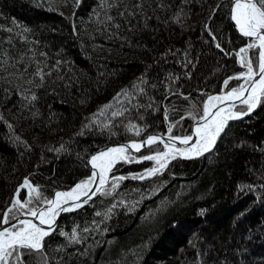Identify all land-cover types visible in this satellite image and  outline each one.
Here are the masks:
<instances>
[{"label": "trees", "instance_id": "obj_1", "mask_svg": "<svg viewBox=\"0 0 264 264\" xmlns=\"http://www.w3.org/2000/svg\"><path fill=\"white\" fill-rule=\"evenodd\" d=\"M248 42L230 0H0V214L25 178L37 189L28 207H40L37 194L52 198L90 177L87 160L102 147L188 135L208 96L245 83L234 77L247 73L237 52ZM247 58L257 61L258 49ZM141 77L143 92L132 88ZM123 89L132 96L117 104ZM161 151L118 160L111 194L63 215L46 238L48 264H264V96L209 154L169 158L134 179L158 167L135 162ZM73 229L80 243L69 242Z\"/></svg>", "mask_w": 264, "mask_h": 264}, {"label": "snow or ice", "instance_id": "obj_2", "mask_svg": "<svg viewBox=\"0 0 264 264\" xmlns=\"http://www.w3.org/2000/svg\"><path fill=\"white\" fill-rule=\"evenodd\" d=\"M218 7L219 5L216 6V8ZM216 8L212 10L213 15ZM109 19L111 20V17H109ZM230 19L234 21L240 35L248 38L250 41L247 43L246 47H241L237 52V55L241 56L242 66L247 68V73L244 74L243 77H234L236 79L243 78L245 83L241 84L237 89H232L227 93V96L209 97V103L204 104L203 115L200 118L203 123L198 124L193 133L196 137L195 142L192 143L190 147L178 149L175 143H167L162 138L148 136L141 143L133 142L127 146L107 148L91 157L90 163L94 169L92 175L75 185L70 191L55 192L54 198H46L37 194L35 199L42 202L45 207H28L33 204V193H36L37 189L25 178L23 183L17 187L10 201V206L0 214V216H2V218H0V264H30L29 257H32L34 253L40 258L37 260V264H48L47 257L44 255V242L45 237L49 236L51 232L54 231L52 226L55 224L56 217L61 212H69L86 204L88 202L87 199L82 202L78 201L81 200V196H88L89 192H91L92 195H95L97 192L105 195L111 194V191L105 192L103 190L104 185L107 183L106 177L118 160L129 159L127 155L128 148L139 151L142 145L150 146L158 142L164 143L166 151L142 157L144 160H154L158 164V167H153L148 169L144 174L133 177L134 179H145L153 176L160 169L166 167L168 159H176L177 154L181 157L191 158V156H186V153L199 156L210 151L224 131L229 119H238L253 110L259 98L264 96V0H230ZM209 34L211 35V33ZM217 47L219 48L220 45L217 44ZM250 49H258L257 61L251 58L245 59ZM254 67L258 68L260 77L258 81L254 79L256 75ZM22 71L27 72L28 70L25 68ZM35 75L40 76V79L43 80L45 74H42V71L38 70ZM28 82L32 83V81ZM146 83L147 81L141 77L139 83H133L132 88L143 92L141 85ZM227 83L228 81L226 80L225 84ZM246 85H250V88L246 87ZM245 92H247L248 95L242 100V103L247 105L246 112L227 113L223 116H221V112H224V109H218L215 113L210 112L212 100L223 101L232 98L240 99L244 96ZM121 95L130 97L132 96V92H130L129 89H123L121 93H117L116 96L113 97V101L117 104L121 103ZM31 99L35 100L36 96L33 95ZM113 107V103L106 104L100 109L99 114L103 115ZM122 114L120 110L112 112L113 117ZM181 119H183V117H181ZM95 122V120H92V123ZM9 127H11V125H9ZM88 127V124L83 125V128ZM131 129H136V126L130 125V130ZM140 131V129H136V134L139 135ZM169 132H171V127L169 128ZM192 138V135L169 137L170 140H178L184 145H189ZM62 148L63 145L61 146V149ZM61 149H55V151H60ZM97 169L98 171H96ZM114 179L120 181L125 179V177H114ZM97 180L98 185L96 189L93 190L91 185L96 183ZM116 187H118L117 183L111 185L112 190ZM22 188L28 189V199H23L21 197ZM88 199H91V196H88ZM113 207H115V205H113ZM24 215L38 220L40 225H47V230L38 226L32 219H19L20 216ZM97 215H100V213H97ZM4 225L10 226L3 227ZM87 230L88 229H85V231ZM60 235L68 237V234L63 231L60 232ZM68 238L70 243H80L75 229H73L71 236Z\"/></svg>", "mask_w": 264, "mask_h": 264}, {"label": "water", "instance_id": "obj_3", "mask_svg": "<svg viewBox=\"0 0 264 264\" xmlns=\"http://www.w3.org/2000/svg\"><path fill=\"white\" fill-rule=\"evenodd\" d=\"M230 20H231V19H230ZM231 23H232V20H231ZM232 25H233V24H232ZM233 27H234V26H233ZM234 29H235V28H234ZM235 31L240 35V33H239L236 29H235ZM240 36H241V35H240ZM241 37L244 38V39L249 40L248 38H245V37H243V36H241ZM254 79L257 80V81L260 79V77H259V72H258V71H257V73H256V75H255V77H254ZM246 87H249V88H250V85H246ZM220 93H221V92H220ZM218 94H219V93H218ZM214 95H215V94L208 96V97L205 99L204 104H205L206 100H207L209 97H212V96H214ZM247 95H248V93L245 92V93H244V96H242L240 99H236V100H234V101H227V102L219 103V104L216 105L215 107L210 108V112L215 113L218 109H227L228 107H234V108H235V107H237V106L243 104V103H242V100H243L244 98H246ZM258 101H259V100H258ZM258 101H257V103H258ZM257 103H256V104H257ZM204 104H203V107H204ZM203 107H202V113H201V116L203 115ZM242 117H243V116H241V117L238 118V119H229V120L227 121V123H226V126H227L230 122H232V121H236V120H239V119H241ZM200 118H201V117H200ZM200 118H199V119H198V120L192 125V127H191V129H190L188 135H192L193 138H192V141L189 142V145H185V148L190 147L191 144L195 142L196 137L193 135L194 130H195V128L198 126V124L203 123V121H202ZM149 136H156V137H158V138H162L164 141H166V139H167V140H170V139H169L170 136H168L167 134H164V135H156V134H152V135H149ZM147 137H148V136H147ZM147 137H146V138H147ZM146 138H144L143 140H145ZM143 140H142V141H143ZM142 141H141V142H142ZM172 141H176V140H172ZM177 141H178V140H177ZM217 141H218V139H217ZM217 141H216V143H217ZM141 142H140V143H141ZM216 143H215V145L212 147V149H211L210 151L205 152L203 155L194 156V155H192L191 153H186V156H191V158H185V157H181L179 154H177V158H176V159L183 160V161H187V160H192V159H195V158H198V157H201V156H205V155L209 154L211 151H213V149H214L215 146H216ZM130 144H131V143H121V142H119V143H113V144H110V145H108V146L102 147V148H100L99 150H97L96 152H94V153L89 157V159L87 160V165H88V167H89V169H90L91 175H92V172L94 171V169L92 168V165H91V163H90L91 157H92L93 155H97V154H99L101 151H103V150H105V149H107V148H114V147L127 146V145H130ZM157 144L162 145V146H163V151H166V149L164 148V144H163V143H159V142H158V143L153 144V145H157ZM153 145H150V146L142 145V147L140 148L139 151H136V150H133V151H132V150H130V148H128V149H127V152H128L130 155H137V154H140L142 151H144L145 149H147V148H149V147H151V146H153ZM185 148H184V149H185ZM178 149H182V147H181V148L178 147ZM161 152H162V151H161ZM155 154H156V153H155ZM155 154H151V155H155ZM172 160H175V159H172ZM120 161H123V162H125V163H129V161L124 160V159H121ZM147 161H149V160H144V159H143V160H141V161H139V162H135V163L140 164V163H142V162H147ZM168 163H169V161L167 162V164H168ZM131 164H134V163H131ZM106 180H107V183L104 185V189H105V187L107 186V184H108V182H109V176L106 178ZM97 185H98V180H97L96 183H94V184L91 185V188H92L93 190H95L96 187H97ZM104 189H103V190H104ZM57 192H58V191H57ZM59 192H66V191H59ZM54 194H55V193H54ZM54 194H53L52 198L54 197ZM100 194H101L100 192H97L95 195H92V193L89 192V193H88V196H91V199H88V196H81V200L78 201V202H82L83 200L87 199L88 202H87L86 204H83L81 207H79V208H75L74 210L69 211V212H61V213L56 217L55 224L52 226L53 229H54V231H55V229H56V227H57V225H58V223H59L60 218H61L63 215H65V214H67V213H71V212L77 211V210H79V209L85 207L86 205H88L93 199H95V198H96L97 196H99ZM70 203H71V202H70ZM44 206H45V205L43 204V205L40 206V207H44ZM19 219H32V218H31L30 216L24 215V216H20ZM32 220H33L34 223H36L37 225H39V222H38V221H36V220H34V219H32ZM14 223H15V221H14ZM9 226H10V225H4L3 227H9ZM46 230H47V228H46ZM54 231H52L51 234H52ZM47 237H48V236H47ZM47 237H45V240H46Z\"/></svg>", "mask_w": 264, "mask_h": 264}, {"label": "bare ground", "instance_id": "obj_4", "mask_svg": "<svg viewBox=\"0 0 264 264\" xmlns=\"http://www.w3.org/2000/svg\"><path fill=\"white\" fill-rule=\"evenodd\" d=\"M232 24H233V26H234V28L238 31V29L236 28V26H235V23H234V21H232ZM239 32V31H238ZM238 59H239V61H240V63H241V57L239 56L238 57ZM216 96H227V93H224V92H221V93H219V94H215L214 96H212V97H216ZM234 100H236L235 98H232V99H226V100H223V101H219V100H212V101H215V104L214 105H211V107L210 108H212V107H215L216 105H218L219 103H222V102H227V101H234ZM211 101V102H212ZM205 103H209V98L206 100V102ZM232 107H228L227 109H224V112H221V116H223V115H225V114H227L229 111H230V109H231ZM209 119H210V117H209ZM165 142H167V143H175V145H176V147H182V149H184L185 148V145L184 144H181L179 141H172V140H167L166 139V141ZM164 144V143H163ZM130 150H134V149H131L130 148ZM115 166V165H114ZM113 166V167H114ZM96 171H98V169L96 170ZM108 176H110V172L108 173V175H107V177ZM106 177V178H107ZM54 198V197H53ZM45 207V206H44ZM32 218V217H31ZM32 219H34V218H32ZM34 220H36V219H34ZM36 221H38V220H36ZM39 222V221H38ZM38 226H40V227H42V228H47L48 226L47 225H38Z\"/></svg>", "mask_w": 264, "mask_h": 264}, {"label": "rangeland", "instance_id": "obj_5", "mask_svg": "<svg viewBox=\"0 0 264 264\" xmlns=\"http://www.w3.org/2000/svg\"><path fill=\"white\" fill-rule=\"evenodd\" d=\"M214 104H215V101H212V102H211V105H214ZM228 113H235V111H234V107H232ZM177 148H178V147H177ZM112 168H113V167H112ZM41 206H42V205H41Z\"/></svg>", "mask_w": 264, "mask_h": 264}]
</instances>
